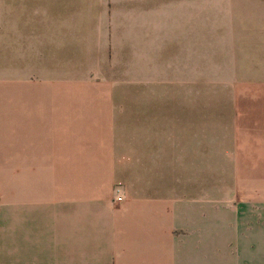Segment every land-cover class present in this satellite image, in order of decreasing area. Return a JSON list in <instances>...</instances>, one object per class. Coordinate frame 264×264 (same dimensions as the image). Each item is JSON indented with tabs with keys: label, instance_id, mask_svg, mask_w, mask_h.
<instances>
[{
	"label": "crops",
	"instance_id": "crops-1",
	"mask_svg": "<svg viewBox=\"0 0 264 264\" xmlns=\"http://www.w3.org/2000/svg\"><path fill=\"white\" fill-rule=\"evenodd\" d=\"M158 1L0 3V264H264V79L203 150L186 53L171 130Z\"/></svg>",
	"mask_w": 264,
	"mask_h": 264
},
{
	"label": "rangeland",
	"instance_id": "rangeland-1",
	"mask_svg": "<svg viewBox=\"0 0 264 264\" xmlns=\"http://www.w3.org/2000/svg\"><path fill=\"white\" fill-rule=\"evenodd\" d=\"M166 1L169 3L167 9L163 2L164 13H168L169 24L155 26L158 31L154 37L164 36V41H155L157 53L160 54L162 50L170 53V128H179L178 101L179 98L181 102L184 101L186 90L183 85L189 83H183V78L189 77L184 65L188 60L185 55H193L195 51L200 73L197 75L196 69V81L197 77L200 81L199 97L202 100L203 150L210 140L218 141L217 151L221 153L224 144L221 136L228 124L226 120L231 121L233 100L257 97L258 83L264 79V0ZM124 60L125 76L139 80L146 77L143 73L147 71L145 67L139 64L136 67L128 58ZM140 60L144 59H137ZM152 71L159 74L154 76V80L161 81V65ZM113 75L120 77L119 74ZM182 124L183 129L189 128L186 119L182 118ZM211 130L218 131L217 138L210 137ZM218 161L220 163L222 160L219 158ZM224 173V170H218V177L223 178ZM8 238H14L9 242H16V232L14 235L10 232ZM5 242V218L2 217L0 247H5ZM0 252L5 253V249Z\"/></svg>",
	"mask_w": 264,
	"mask_h": 264
},
{
	"label": "built area",
	"instance_id": "built-area-1",
	"mask_svg": "<svg viewBox=\"0 0 264 264\" xmlns=\"http://www.w3.org/2000/svg\"><path fill=\"white\" fill-rule=\"evenodd\" d=\"M118 192H120V189L118 190ZM122 198H123V196H120V197H119V200L122 199Z\"/></svg>",
	"mask_w": 264,
	"mask_h": 264
}]
</instances>
